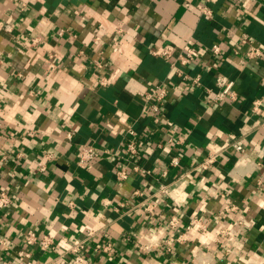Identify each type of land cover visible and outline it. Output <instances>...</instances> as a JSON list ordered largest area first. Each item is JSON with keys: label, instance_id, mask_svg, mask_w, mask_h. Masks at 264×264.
I'll list each match as a JSON object with an SVG mask.
<instances>
[{"label": "crops", "instance_id": "crops-1", "mask_svg": "<svg viewBox=\"0 0 264 264\" xmlns=\"http://www.w3.org/2000/svg\"><path fill=\"white\" fill-rule=\"evenodd\" d=\"M203 3L0 0V191L11 199L0 208V264H70L81 240L87 264H264V53L247 58L240 42L244 32L264 47V0H210L211 16ZM164 44L174 59L194 47V60L178 63L187 80L151 53ZM218 74L236 95L209 103ZM156 83L168 91L159 114L143 111ZM129 127L139 156L123 150ZM81 144L96 153L84 167ZM122 167L129 174L118 180ZM28 230L50 245L28 244Z\"/></svg>", "mask_w": 264, "mask_h": 264}, {"label": "built area", "instance_id": "built-area-1", "mask_svg": "<svg viewBox=\"0 0 264 264\" xmlns=\"http://www.w3.org/2000/svg\"><path fill=\"white\" fill-rule=\"evenodd\" d=\"M154 1V0H149ZM210 0H204V3L199 5L198 8L200 10L201 14H204L206 16L212 15L211 8L207 5ZM186 5H189L188 3H185ZM240 42L244 45H247V49L245 52V55L247 58H259L264 53V47L257 46L252 43L247 37L246 33H242L240 36ZM176 47L172 44H164L162 47L158 49H152L151 53L157 56H161L164 59H166L169 64L171 70L179 76L182 80H187L189 77L188 74L178 65L180 63L182 66H187L194 60L195 56V49L193 46L186 44L180 49V53L176 58L174 59V52ZM210 51L214 55H219L220 57H223L225 55V49L219 44V43H213L210 46ZM177 59V61H176ZM192 85L198 86L200 84V76L199 74H196L192 77H190ZM111 82V78H103L101 80V84L105 85ZM215 84L217 86V89H211V88H205L206 92V101L209 103H216L219 101H222L224 99H234L236 92L233 90V81L232 80H226L222 75L218 74L215 77ZM168 91L165 85L161 83L152 84L147 87L146 91L144 92V104H143V111L150 110L152 113L159 114L162 112L163 104L167 98ZM261 104V101L256 99L252 103V108L254 110H257L259 108V105ZM127 134V140L124 143L123 150L126 151L129 155L132 156H139V149L137 146L136 140L133 138L135 134V130L133 127H129L126 130ZM234 148L238 152H243V146L240 143V141H237L233 144ZM78 152V159L77 164L79 166H86L89 164L94 158H95V148L92 145L89 144H81L78 146L77 149ZM215 154H208L207 158L200 164L201 168H206L210 163L214 161ZM179 162V156L172 153L169 156L168 164L172 166H176ZM131 170L135 172L140 173H149V170L145 167L132 163L130 166ZM39 168L41 170L45 169V167L40 164ZM167 173V170L162 171V175L165 176ZM129 172L126 167H122L120 170L117 171V179L123 180L126 179ZM158 192L162 194L168 193L167 184L160 183L158 186ZM135 193L141 194L139 190H136ZM11 202L10 196L7 194L5 190L0 191V208H3L5 206H8ZM69 206H73V203L70 202ZM226 210H235L236 206L232 204H228L225 206ZM198 219H192L187 227H192L195 224L197 225ZM171 225L177 224V218L172 217L169 221ZM245 220L242 217V215H239L237 217V220H235V226L237 228H240L241 230L245 229ZM199 226V225H197ZM203 228V225L200 226ZM221 232L223 234L226 233V230L222 229ZM89 235H91L92 232H87ZM26 242L28 244H38L42 249L47 248L51 243V236L48 234H43L42 236H38L33 230H28L26 232ZM85 244L86 240H81L78 243L74 244V246L71 247V251L73 253V257L70 261V264H87L88 260L85 255ZM109 244L107 243L102 247V249L107 250L109 249ZM27 257H29L28 252H19V258L21 260H25ZM26 263L29 264L30 262L26 260Z\"/></svg>", "mask_w": 264, "mask_h": 264}]
</instances>
